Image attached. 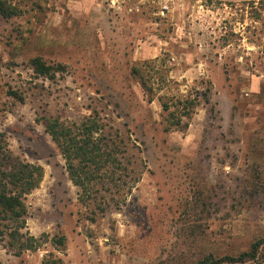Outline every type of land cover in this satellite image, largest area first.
Instances as JSON below:
<instances>
[{
  "label": "rangeland",
  "instance_id": "374dc122",
  "mask_svg": "<svg viewBox=\"0 0 264 264\" xmlns=\"http://www.w3.org/2000/svg\"><path fill=\"white\" fill-rule=\"evenodd\" d=\"M12 2L19 12L0 17V131L44 175L21 230L39 246L20 251L5 230L2 264L49 253L63 264H193L263 236L264 0ZM35 56L57 67L53 78L33 73ZM204 91L210 102L172 126L161 101ZM92 109L119 164L81 201L42 118L79 123Z\"/></svg>",
  "mask_w": 264,
  "mask_h": 264
},
{
  "label": "trees",
  "instance_id": "16d2710c",
  "mask_svg": "<svg viewBox=\"0 0 264 264\" xmlns=\"http://www.w3.org/2000/svg\"><path fill=\"white\" fill-rule=\"evenodd\" d=\"M18 12L19 9L12 0H0V17L8 19ZM29 64L36 76L45 78H53L57 68L40 56L30 58ZM130 71L132 76L138 78L144 90H152L146 83L140 67L132 66ZM201 101L205 104L210 102L206 91L196 92L194 97L187 95L170 104L161 101V104L163 110L168 113L172 126L185 127L191 117L190 110ZM172 106L175 109H172ZM178 110L181 111L178 113ZM42 124L64 160L70 181L79 188L81 201H85L90 192L96 191L98 185L104 186L105 183L114 181L115 170L119 164L118 146L110 137L105 136V124L95 109L79 123H66L57 116H48L42 118ZM43 175L42 165L13 153L9 147L7 133L0 131V236L5 230H10L9 236L13 242H18L20 251L36 249L39 246L36 238L22 233L21 230L26 223L25 197L39 186ZM62 241L59 239L58 242ZM10 244L12 245V242ZM263 245L264 234L255 239L247 250L235 256L216 258L208 254L193 264H264V253L261 251ZM40 264H63V261L49 253Z\"/></svg>",
  "mask_w": 264,
  "mask_h": 264
},
{
  "label": "crops",
  "instance_id": "0c3cea01",
  "mask_svg": "<svg viewBox=\"0 0 264 264\" xmlns=\"http://www.w3.org/2000/svg\"><path fill=\"white\" fill-rule=\"evenodd\" d=\"M30 195V194H29Z\"/></svg>",
  "mask_w": 264,
  "mask_h": 264
}]
</instances>
